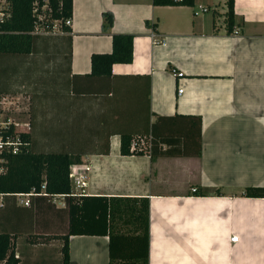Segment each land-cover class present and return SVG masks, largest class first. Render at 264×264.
<instances>
[{
    "label": "crops",
    "instance_id": "0c3cea01",
    "mask_svg": "<svg viewBox=\"0 0 264 264\" xmlns=\"http://www.w3.org/2000/svg\"><path fill=\"white\" fill-rule=\"evenodd\" d=\"M227 10V0H73L70 93L60 88L36 115V145L52 139L80 155L71 166L84 185L71 178L73 202L149 198V264H264V197L243 195L264 188V0H234L230 33ZM114 33L135 35L133 61L89 75ZM9 94L29 107L30 95ZM124 133L167 141L153 155H124ZM30 199L0 195V232L13 236L17 264H64L66 235L69 264H109L102 221L89 228L96 234L71 233L67 195Z\"/></svg>",
    "mask_w": 264,
    "mask_h": 264
},
{
    "label": "trees",
    "instance_id": "16d2710c",
    "mask_svg": "<svg viewBox=\"0 0 264 264\" xmlns=\"http://www.w3.org/2000/svg\"><path fill=\"white\" fill-rule=\"evenodd\" d=\"M194 2L195 0H153L156 5L192 6ZM6 3L10 17L0 23V96L21 92L30 95V128L18 130L13 124L8 131L18 132L23 145L17 153L2 154L5 160L1 164L5 169L0 172V195L27 193L33 188L40 191L45 183V190L49 195H67L71 233L96 234L89 228L95 221L103 222V228L99 231L109 235V264H149V198L84 196L73 202V197L69 196L72 192L70 168L80 162V155L53 148L52 139H34L38 145L33 142L36 115L41 110L52 108L47 107V104L52 103L60 88L67 89V93H70L72 29L65 24V20L72 16L73 0H6ZM44 5L46 8H43ZM227 7L226 21L230 33L235 25L234 0H227ZM39 13L44 15V25L55 19L62 21L60 31L35 32L36 24L41 22L38 20ZM112 24L113 15L105 13L104 28L108 30ZM134 37V34H112V51L92 54L89 75L108 77L113 74L115 63L132 62ZM162 118L167 117H159ZM197 118L200 126L201 119ZM46 128L54 129L53 123ZM133 138L130 134L121 135L122 154H142L130 149ZM166 141L165 138L154 135L151 155L157 152L159 144ZM161 153L169 152L164 150ZM213 193L221 195L218 190ZM243 195L264 197V188H248ZM80 227L84 229H79ZM12 238L10 233L0 232V262L5 261V264H17ZM64 238V264H69L68 236Z\"/></svg>",
    "mask_w": 264,
    "mask_h": 264
},
{
    "label": "built area",
    "instance_id": "2783aa9c",
    "mask_svg": "<svg viewBox=\"0 0 264 264\" xmlns=\"http://www.w3.org/2000/svg\"><path fill=\"white\" fill-rule=\"evenodd\" d=\"M44 8H46V5H44ZM37 10V9H36ZM35 10V11H36ZM207 8L205 6H200L199 10H197L195 13L198 14L200 11H206ZM10 17V12L7 9V3L5 2L4 5L2 4L0 6V23L4 22L6 19ZM38 20L41 21L36 24L35 26V32H58L60 31V26L62 24V21L60 20H52L50 24L44 25L42 22H44V15L39 13ZM65 24L68 26H71L72 24V18L69 17L65 20ZM183 89L179 88L178 93L179 95L182 94ZM11 94H4L0 96V172H3L5 167L2 162H4V158L2 157L3 153H17L21 150V147L23 145V142L21 140V136L18 132L10 133L8 131L11 130L12 125H16V127H19L20 122L15 119V116L10 115L9 111L11 108L12 103H16L13 97H11ZM14 96V95H13ZM28 125V123H27ZM18 130H24L21 128H18ZM151 148H152V137L149 136H137L134 137L131 141V147L130 149L132 151L136 152H142V154L151 155ZM70 178H72L75 181V184L77 187H81L84 185L83 178L84 175L79 172L76 166H71L70 168ZM45 183L42 184V188L40 191L36 190V188H33L30 192L27 193H15L13 194L16 196L18 201L21 204L24 205H30L31 203V197L35 195H45V196H51L49 193L45 190ZM196 189H194L195 191ZM53 196V195H52ZM238 237L233 236L232 241H237ZM0 264H5V262H1Z\"/></svg>",
    "mask_w": 264,
    "mask_h": 264
},
{
    "label": "rangeland",
    "instance_id": "374dc122",
    "mask_svg": "<svg viewBox=\"0 0 264 264\" xmlns=\"http://www.w3.org/2000/svg\"><path fill=\"white\" fill-rule=\"evenodd\" d=\"M1 4H3L2 1H0V6ZM219 9L221 10V7ZM11 97L14 98L16 103H12L10 105L11 108H10L9 114L15 116V119H17V121L20 122L18 128L29 130L30 127L27 125V123L29 122L26 121L29 118V107H27L28 106L27 99L22 95L20 97L12 95Z\"/></svg>",
    "mask_w": 264,
    "mask_h": 264
}]
</instances>
